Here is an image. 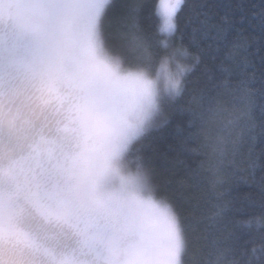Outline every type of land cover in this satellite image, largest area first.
Listing matches in <instances>:
<instances>
[{"label": "snow or ice", "instance_id": "1", "mask_svg": "<svg viewBox=\"0 0 264 264\" xmlns=\"http://www.w3.org/2000/svg\"><path fill=\"white\" fill-rule=\"evenodd\" d=\"M7 8L35 15L25 42L56 59L73 115L97 144L82 220L97 239L82 264H264V104L259 123L253 116L264 54L249 51L250 38L230 40L208 0H0ZM172 113L182 119L168 156L183 175L156 200L143 141L172 128ZM242 170L250 191L233 196L227 177Z\"/></svg>", "mask_w": 264, "mask_h": 264}, {"label": "trees", "instance_id": "2", "mask_svg": "<svg viewBox=\"0 0 264 264\" xmlns=\"http://www.w3.org/2000/svg\"><path fill=\"white\" fill-rule=\"evenodd\" d=\"M213 5L216 19L226 17L233 31L229 39L237 38L238 34L251 40L249 51L264 54V0H208ZM3 23L0 22V37L6 36ZM108 43L114 51L119 53V37L115 29L105 26ZM0 38V46L5 44ZM0 54V177L6 167L13 161L30 155L36 142L41 138H55L58 129L68 125L74 119L71 101L63 91L64 81L56 77L47 76L39 72V65L16 61V53L6 45ZM194 53V49H189ZM4 52L11 62L4 61ZM256 67L259 68V55L252 56ZM181 62H190L181 60ZM205 64L212 66L205 58ZM199 74V69H194ZM188 79L194 77L189 74ZM259 77L257 76V81ZM260 87L259 82L255 88ZM261 101L255 98L253 116L257 123L261 116ZM172 128L163 131H153L148 139L143 141V155L147 158V166L152 169L154 192L157 198L165 197L171 192L175 181L183 175V166L178 161H172L168 156V144L172 143V130L181 122L179 113H172ZM257 140V153L261 147ZM227 171V169H226ZM175 173V175H173ZM234 181L232 195H242L250 191L251 173L246 170L235 176H228ZM1 182V179H0ZM7 190V189H5ZM4 201L7 207L12 204L17 215L14 221L20 231L27 237V241L0 237V264H53L45 254V250L57 254L79 252L82 258H89L77 233L65 222L46 219L24 199L16 202ZM70 253V254H71ZM65 254V255H66ZM64 255V254H61Z\"/></svg>", "mask_w": 264, "mask_h": 264}, {"label": "rangeland", "instance_id": "3", "mask_svg": "<svg viewBox=\"0 0 264 264\" xmlns=\"http://www.w3.org/2000/svg\"><path fill=\"white\" fill-rule=\"evenodd\" d=\"M0 22L8 28L6 36L0 38L5 39V43L8 40L9 45L5 44L6 47L16 55L18 53L17 62L31 67L38 64L40 73L63 80L56 71V59L34 51L25 42L26 35L36 26L33 13L24 8L3 9L0 10ZM4 46H0V49ZM5 57H8L6 52L4 61L12 63L13 60ZM90 135L92 134L86 133L74 116L68 125L58 129L55 138H41L30 155L23 156L6 167L0 182V237L23 242L28 240L14 221L16 209L12 213V204L7 207L2 201L16 202V199H24L46 219L67 223L77 233L86 254L91 255L89 258H82L79 252L61 255L45 250L53 264H82L94 259L92 249L97 234L94 230L85 231L82 223L88 180L99 163L97 144L89 138ZM153 198L159 200L154 194ZM141 211L147 220L150 210L144 208Z\"/></svg>", "mask_w": 264, "mask_h": 264}, {"label": "flooded vegetation", "instance_id": "4", "mask_svg": "<svg viewBox=\"0 0 264 264\" xmlns=\"http://www.w3.org/2000/svg\"><path fill=\"white\" fill-rule=\"evenodd\" d=\"M0 179H1V182H2V180H3V174L1 175Z\"/></svg>", "mask_w": 264, "mask_h": 264}]
</instances>
